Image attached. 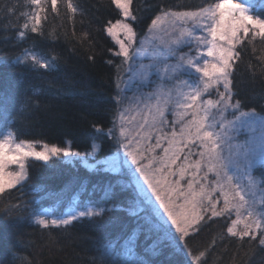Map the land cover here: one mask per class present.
<instances>
[{
  "label": "snow or ice",
  "instance_id": "6c2138e0",
  "mask_svg": "<svg viewBox=\"0 0 264 264\" xmlns=\"http://www.w3.org/2000/svg\"><path fill=\"white\" fill-rule=\"evenodd\" d=\"M111 4L120 17L109 19L102 29L117 46L109 51L120 59L114 65L115 94L109 101L111 127L95 123L92 127L114 141L113 163L123 150L141 185L144 208L133 202L136 227L121 240L100 243L92 264H156L152 257L165 249L182 255L183 264H208L209 254L224 241H234L237 249L247 245L250 252L264 250V173L254 175L257 165L264 168V115L255 108L244 110L235 88L236 70L249 48L257 61H249V70L253 78L257 74L264 78V49L256 55L257 42L264 45V3L256 8L251 0H204L194 10L161 8L143 39H138L134 27L139 11L134 0H111ZM61 5L74 21L80 8L73 0H26L28 10L19 14L24 22L17 40H25L29 33L44 36V24L49 15H61ZM17 7L6 6L9 17L17 14ZM87 39L88 33H82V40ZM13 60L31 72L58 69L57 57L35 45L22 49ZM124 73L130 74L128 80ZM132 82L135 91L126 96ZM38 92L34 88L33 96L19 101L0 98L5 113L0 131V198L14 189L23 193L30 161L81 156L70 145L20 138L16 122ZM13 103L19 107L9 113ZM241 133L246 134L243 140ZM109 211L107 198L103 205H86L57 216L19 200L10 203L0 218L23 219L27 213L31 223L48 230L51 237V230L66 232L76 222L102 218ZM218 220L224 223L209 243L195 250L189 246V240ZM137 231L150 241L145 249L148 258L138 254ZM13 264L31 261L13 253ZM231 264L243 262L234 255Z\"/></svg>",
  "mask_w": 264,
  "mask_h": 264
},
{
  "label": "trees",
  "instance_id": "16d2710c",
  "mask_svg": "<svg viewBox=\"0 0 264 264\" xmlns=\"http://www.w3.org/2000/svg\"><path fill=\"white\" fill-rule=\"evenodd\" d=\"M80 12L74 21L69 19L61 5V15H49L44 24V36L29 33L23 41L16 34L24 18L19 14L27 11L26 0H0V98L8 96L19 101L25 95L33 96V104L24 116L16 122L21 139L41 140L60 146L70 144L80 153L90 151L94 143L99 144L98 158L110 155L116 145L106 133L96 131L92 125L105 129L111 127L112 108L110 98L115 94V64L120 59L109 49L117 46L102 29L109 19L119 18L118 10L111 0H73ZM204 0H134L138 20L134 23L138 37L147 32L151 19L161 8L173 10H194ZM260 8L264 0H251ZM17 5V14L9 17L7 7ZM54 32L55 35H49ZM88 39L82 40V33ZM75 33V35H73ZM35 47L57 57L58 69L52 73L31 72L23 65H17L13 57L24 48ZM256 55L262 54L264 45L257 42ZM243 60L235 73V88L246 106L244 110L255 108L264 115V78L259 74L253 78L248 68L249 61L256 64V58L249 48L243 53ZM94 57L90 60L89 57ZM112 60L114 64L107 61ZM38 102V104H37ZM19 104L9 106L12 113ZM4 106L0 99V130L4 124ZM30 178L25 182L23 193L12 190L0 198V217L3 210L19 200L35 205L38 211L57 216L69 211L81 210L86 205H103L111 211L102 218L83 219L76 222L66 232L40 229L31 223L27 213L23 219L13 215L0 218V264H13V253L27 258L31 264H92L98 255L100 243L121 240L136 227L137 218L131 212L133 202L137 204L135 188L120 178V174L107 169H90L79 161H65L54 158L45 163L30 161ZM264 168L259 165L255 174L260 177ZM33 197L35 198L33 200ZM141 210L143 208H140ZM142 214V213H141ZM223 220H218L205 228L199 236L189 240L194 250L203 247L216 235ZM138 254L148 258L145 249L150 243L147 236L137 231L135 234ZM31 242V243H30ZM227 246V251H225ZM247 253V254H246ZM243 264H264V250L248 251L237 249L236 243L221 242L209 254L208 264H231L233 256ZM156 264H183L184 257L165 249L163 254L152 257Z\"/></svg>",
  "mask_w": 264,
  "mask_h": 264
},
{
  "label": "rangeland",
  "instance_id": "374dc122",
  "mask_svg": "<svg viewBox=\"0 0 264 264\" xmlns=\"http://www.w3.org/2000/svg\"><path fill=\"white\" fill-rule=\"evenodd\" d=\"M145 34L141 37H138V39H143ZM121 38H123V37H121ZM137 46H139V45H137ZM184 50L186 51L187 49L185 48ZM143 62L147 63L148 61H147V59H145ZM129 75L130 74H128V73H124V79L128 80ZM135 87H136L135 82H132L129 86V90L126 91L125 95L126 96H132L133 92L135 91ZM145 90H147V89H145ZM0 131H2V130H0ZM245 135H246L245 133H241L240 139L243 140ZM66 145H70V144L67 143ZM93 146L96 147L97 151L93 152V147H92V149L87 152V153H90V155L85 156L84 155L85 153H81V156H79V157L71 156V157H67V158H63V159L65 161H69V162L70 161L74 162L75 160L79 161L80 163H82L83 165L87 166L90 169H97V167H100L99 169H107V170H110L112 172L120 174V176H119L120 178H123L125 181L130 183L135 188V190H136L135 192L137 195V205L139 206V208H144V205L142 203H140V198L143 196V193L140 191L141 185L136 182V176L133 175V173L130 171V162L125 161L123 150H121L119 153V160L117 162L113 163L114 154L116 152V147H115L114 151L110 155H108L107 157L97 159L96 154L99 150V144L94 143ZM73 152H78V151L73 150ZM257 167H258V165H257ZM254 175L257 176L255 174V170H254Z\"/></svg>",
  "mask_w": 264,
  "mask_h": 264
}]
</instances>
